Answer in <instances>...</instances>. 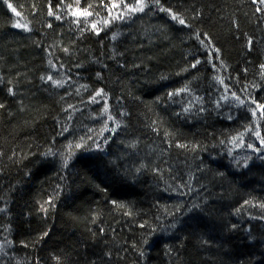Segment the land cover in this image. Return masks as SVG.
Wrapping results in <instances>:
<instances>
[{"label": "trees", "instance_id": "16d2710c", "mask_svg": "<svg viewBox=\"0 0 264 264\" xmlns=\"http://www.w3.org/2000/svg\"><path fill=\"white\" fill-rule=\"evenodd\" d=\"M140 7L0 0V264H264V3Z\"/></svg>", "mask_w": 264, "mask_h": 264}, {"label": "snow or ice", "instance_id": "6c2138e0", "mask_svg": "<svg viewBox=\"0 0 264 264\" xmlns=\"http://www.w3.org/2000/svg\"><path fill=\"white\" fill-rule=\"evenodd\" d=\"M260 2H261V3H264V0H260ZM140 4H141V7H140L139 9H133V10H134V11H135V10H143V0H140ZM114 6H115V5H114ZM9 7H11V5H9ZM13 11L15 12L16 10L13 9ZM16 14L19 15V13H16ZM49 14L51 15L52 13L50 12ZM81 14H82V15H91V13L87 12L86 10H85L84 13H81ZM172 18H173V19H178V17L175 16V15H173ZM179 23L184 24V20L180 19V20H179ZM15 26H16V27H21V25H20L19 23H17ZM25 27H26V26H25ZM197 63H199V61H198ZM193 67H195V65H193ZM221 82H222V81H221ZM97 95H100V93H97ZM237 99H238V98H237ZM241 103H243V101H241ZM257 107H258L259 109L264 110V105H258ZM105 111H107V108H105ZM253 115H254V116L256 115V112H255V111H253ZM261 115L264 116V111H262ZM257 135H258V133H257ZM77 147H80V145H77ZM249 147H251V145H249Z\"/></svg>", "mask_w": 264, "mask_h": 264}]
</instances>
